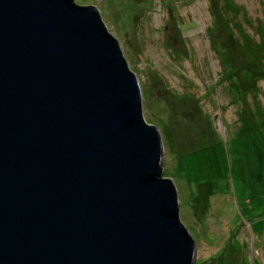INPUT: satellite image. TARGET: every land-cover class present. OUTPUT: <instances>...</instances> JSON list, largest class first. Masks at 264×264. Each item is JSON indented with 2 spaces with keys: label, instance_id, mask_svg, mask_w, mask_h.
Instances as JSON below:
<instances>
[{
  "label": "water",
  "instance_id": "95a60500",
  "mask_svg": "<svg viewBox=\"0 0 264 264\" xmlns=\"http://www.w3.org/2000/svg\"><path fill=\"white\" fill-rule=\"evenodd\" d=\"M163 151L96 5L0 0V264H195Z\"/></svg>",
  "mask_w": 264,
  "mask_h": 264
},
{
  "label": "rangeland",
  "instance_id": "374dc122",
  "mask_svg": "<svg viewBox=\"0 0 264 264\" xmlns=\"http://www.w3.org/2000/svg\"><path fill=\"white\" fill-rule=\"evenodd\" d=\"M74 1L99 8L139 79L195 264H264V0Z\"/></svg>",
  "mask_w": 264,
  "mask_h": 264
},
{
  "label": "trees",
  "instance_id": "16d2710c",
  "mask_svg": "<svg viewBox=\"0 0 264 264\" xmlns=\"http://www.w3.org/2000/svg\"><path fill=\"white\" fill-rule=\"evenodd\" d=\"M227 2H229L228 0H226ZM226 5L229 7L230 6V8L231 9H233L234 8V4L232 3H230L229 2V5L226 3ZM228 11H229V9H228ZM227 11V12H228ZM243 37H244V39H245V42H246V44H249L250 46H253L254 45V40L252 39V37H250L248 34H246V33H244L243 34ZM254 41V42H253ZM256 43V42H255ZM257 44V46H258V49H262L263 50V52H264V38H263V41H261V43L259 42V43H256ZM255 46V45H254ZM262 58H264V56H261ZM260 57V58H261Z\"/></svg>",
  "mask_w": 264,
  "mask_h": 264
}]
</instances>
